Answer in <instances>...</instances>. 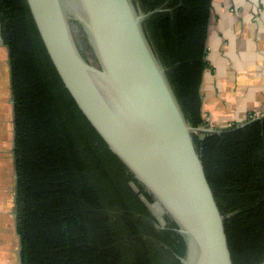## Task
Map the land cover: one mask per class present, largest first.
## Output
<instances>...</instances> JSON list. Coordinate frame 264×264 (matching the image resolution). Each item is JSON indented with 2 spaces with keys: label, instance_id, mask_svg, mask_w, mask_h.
<instances>
[{
  "label": "trees",
  "instance_id": "trees-1",
  "mask_svg": "<svg viewBox=\"0 0 264 264\" xmlns=\"http://www.w3.org/2000/svg\"><path fill=\"white\" fill-rule=\"evenodd\" d=\"M188 123L207 127L201 84L212 0H133ZM14 112L21 264H181L185 244L64 88L26 0H0ZM193 135L233 264L264 262V117ZM146 201H144L143 199Z\"/></svg>",
  "mask_w": 264,
  "mask_h": 264
},
{
  "label": "water",
  "instance_id": "water-1",
  "mask_svg": "<svg viewBox=\"0 0 264 264\" xmlns=\"http://www.w3.org/2000/svg\"><path fill=\"white\" fill-rule=\"evenodd\" d=\"M26 3L46 53L78 109L152 196L154 203L147 205L158 225H166L164 216L177 225L185 244L180 263L233 264L226 218L193 138L222 130L188 123L143 26L147 17L161 10L142 13L133 0ZM8 66L11 91L9 55ZM10 103L13 106V100ZM155 205L162 219L154 214ZM13 218L16 228L15 210ZM16 235V259L21 264Z\"/></svg>",
  "mask_w": 264,
  "mask_h": 264
},
{
  "label": "crops",
  "instance_id": "crops-1",
  "mask_svg": "<svg viewBox=\"0 0 264 264\" xmlns=\"http://www.w3.org/2000/svg\"><path fill=\"white\" fill-rule=\"evenodd\" d=\"M206 48L204 118L215 126L240 125L264 114V0H212ZM10 100L8 51L0 40V264H17Z\"/></svg>",
  "mask_w": 264,
  "mask_h": 264
},
{
  "label": "rangeland",
  "instance_id": "rangeland-1",
  "mask_svg": "<svg viewBox=\"0 0 264 264\" xmlns=\"http://www.w3.org/2000/svg\"><path fill=\"white\" fill-rule=\"evenodd\" d=\"M253 117L254 116H256V115H252ZM208 122V125L209 126H207V128H214V129H221V128H218V127H223V128H225V127H229L231 124H227V125H223V126H221V125H219V126H215L213 123H211V122H209V121H207ZM152 210H153V212H154V214L159 218V219H162L163 218V214L161 213V210H160V208L159 207H157L156 205L155 206H153L152 207Z\"/></svg>",
  "mask_w": 264,
  "mask_h": 264
}]
</instances>
